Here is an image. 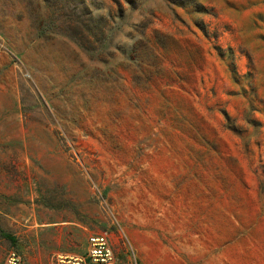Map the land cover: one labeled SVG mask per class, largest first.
I'll use <instances>...</instances> for the list:
<instances>
[{
	"label": "rangeland",
	"instance_id": "rangeland-1",
	"mask_svg": "<svg viewBox=\"0 0 264 264\" xmlns=\"http://www.w3.org/2000/svg\"><path fill=\"white\" fill-rule=\"evenodd\" d=\"M264 264V0H0V264Z\"/></svg>",
	"mask_w": 264,
	"mask_h": 264
},
{
	"label": "built area",
	"instance_id": "built-area-1",
	"mask_svg": "<svg viewBox=\"0 0 264 264\" xmlns=\"http://www.w3.org/2000/svg\"><path fill=\"white\" fill-rule=\"evenodd\" d=\"M55 264H116V255L110 236L106 233L94 234L89 237L85 253L55 254ZM4 264H24L21 252L13 247L5 258Z\"/></svg>",
	"mask_w": 264,
	"mask_h": 264
}]
</instances>
